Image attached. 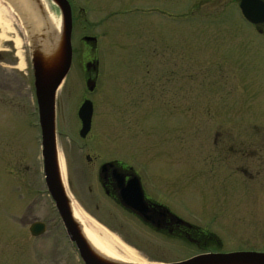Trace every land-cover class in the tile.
Returning <instances> with one entry per match:
<instances>
[{
    "label": "rangeland",
    "instance_id": "obj_1",
    "mask_svg": "<svg viewBox=\"0 0 264 264\" xmlns=\"http://www.w3.org/2000/svg\"><path fill=\"white\" fill-rule=\"evenodd\" d=\"M44 1L57 26L56 5ZM67 1L72 63L55 98L56 153L77 168L60 179L67 200L142 264L264 253V27L259 33L245 22L240 0ZM0 7L13 27L11 7ZM88 63L96 69L85 70ZM85 100L94 114L82 142L72 119ZM33 112L0 105V264H82L44 185ZM86 155L133 168L205 237L196 246L133 221L116 232L97 221L79 170ZM35 222L46 227L39 237L29 233Z\"/></svg>",
    "mask_w": 264,
    "mask_h": 264
},
{
    "label": "flooded vegetation",
    "instance_id": "obj_2",
    "mask_svg": "<svg viewBox=\"0 0 264 264\" xmlns=\"http://www.w3.org/2000/svg\"><path fill=\"white\" fill-rule=\"evenodd\" d=\"M261 1L264 3V0ZM5 2L11 7L8 11L14 19L11 32L14 37L6 38L5 49L0 50V105L3 108H34L32 116L37 123L36 76L44 69L41 52L48 34L49 24L46 22L51 16L43 7L44 0H33L36 4L34 10L45 22L44 27L40 31H36L34 20L27 12L18 9L14 3ZM57 12L60 13L58 7ZM245 22L259 33L264 27V23L254 25L246 20ZM17 41L19 46L16 44ZM87 44L95 46L96 41L94 43L87 42ZM90 67L95 70L96 64L88 63L84 66L85 70H89ZM65 79L60 87L63 86ZM79 109L76 108L72 120L77 121L80 128L77 132L78 138L85 142L90 135L94 108H92L90 129L84 138L79 135L82 127L78 117ZM57 123L58 114L55 110V126ZM84 162L85 167L79 170L83 169L86 182L89 185V200L98 215L97 221L111 225L115 232L123 230L124 223L133 221L137 226H141L152 234L169 240H186L196 246L199 244V238L205 237L195 227L183 222L171 212L157 193H151L146 179L127 164L116 159L100 162L88 155L84 157ZM64 165L66 171L70 170V166L75 167L73 163L69 164L66 159ZM67 180H69L67 182L69 185L70 178L67 177ZM134 190H138L142 196V204L146 210L144 218L124 203V197H134Z\"/></svg>",
    "mask_w": 264,
    "mask_h": 264
},
{
    "label": "water",
    "instance_id": "obj_3",
    "mask_svg": "<svg viewBox=\"0 0 264 264\" xmlns=\"http://www.w3.org/2000/svg\"><path fill=\"white\" fill-rule=\"evenodd\" d=\"M61 13L62 28L59 41V54L57 65L48 75L45 59H42L44 69L36 76V98L38 111V125L40 129L41 157L43 164V178L48 196L54 204L57 215L68 241L74 246L79 259L83 264H112L95 256L79 233L78 227L71 218L69 201L67 200L56 166L55 149V98L56 93L69 73L72 63V14L67 0H51ZM238 8L243 18L254 25L264 23V3L261 0H240ZM83 42H95L94 38H84ZM87 82L89 92L93 85ZM92 104L85 100L78 111L81 122L80 137L84 138L89 132L92 116ZM142 196L138 190H134V197H124V203L136 211L141 217H145L146 210L142 204ZM45 225L36 222L29 228L32 237H39L45 233ZM171 264H264V253L234 252V253H206L194 256L185 261Z\"/></svg>",
    "mask_w": 264,
    "mask_h": 264
},
{
    "label": "bare ground",
    "instance_id": "obj_4",
    "mask_svg": "<svg viewBox=\"0 0 264 264\" xmlns=\"http://www.w3.org/2000/svg\"><path fill=\"white\" fill-rule=\"evenodd\" d=\"M10 3L16 4L18 9L27 12V14L34 20L35 30L40 31L45 22L36 13V4L33 0H5ZM49 25L47 27V38L42 46V58L45 59L46 70L48 75L53 72L57 65L59 54V41L60 37L57 32L61 33L62 22L59 19V24L55 25L52 17L47 19ZM0 40L5 38V32H12L11 21L7 16V12L0 7ZM4 32V33H3ZM19 46V42H16ZM56 166L59 178L62 179L65 171L64 160L62 157L56 155ZM71 218L79 229L80 236L86 243L90 251L100 259L110 262L112 264H142L139 262L132 249L122 244L116 237L111 235L101 226L96 224L93 220L83 215L73 204L68 202ZM160 264V263H152Z\"/></svg>",
    "mask_w": 264,
    "mask_h": 264
}]
</instances>
